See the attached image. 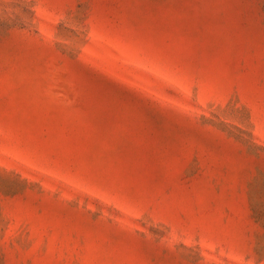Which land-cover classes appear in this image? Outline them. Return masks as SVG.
<instances>
[{"label":"rangeland","instance_id":"1","mask_svg":"<svg viewBox=\"0 0 264 264\" xmlns=\"http://www.w3.org/2000/svg\"><path fill=\"white\" fill-rule=\"evenodd\" d=\"M0 264H264V0H0Z\"/></svg>","mask_w":264,"mask_h":264}]
</instances>
